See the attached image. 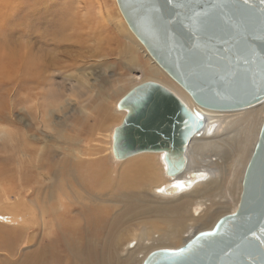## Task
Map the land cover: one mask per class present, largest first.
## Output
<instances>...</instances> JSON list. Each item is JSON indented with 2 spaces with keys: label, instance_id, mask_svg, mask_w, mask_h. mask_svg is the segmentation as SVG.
Here are the masks:
<instances>
[{
  "label": "rangeland",
  "instance_id": "374dc122",
  "mask_svg": "<svg viewBox=\"0 0 264 264\" xmlns=\"http://www.w3.org/2000/svg\"><path fill=\"white\" fill-rule=\"evenodd\" d=\"M102 11L109 31L115 29L120 34L117 29L122 16L115 0H0V227L12 228L14 234L11 250L0 248V264L31 260L36 255L35 246L49 260L47 264H141L152 250L179 247L192 231L211 228L223 214L233 211L239 200L238 196L235 206L214 211L227 197L228 180L234 173L232 157H228L221 170L223 183L209 189L207 195V204L218 202L212 210L215 213L211 211L207 217L189 212L191 222L186 220L185 210L156 211L149 206V202L162 204L178 193L163 196L158 189L159 195L150 189L141 211L126 214L121 194L101 195L92 190L90 174L100 157H106L103 167L116 180L126 161L145 154L153 157L155 153H139L121 160L113 154L114 129L124 118L118 102L132 85L119 90L113 102L109 98L107 103L112 104L116 118L103 128L98 123L103 110L98 115L93 112L86 115L77 105L47 115L57 105L55 98L69 99L77 92L81 69L90 74L87 85L96 81L110 88L114 77L132 75L140 76L139 81H158L169 89L170 81L186 93L146 54H142L141 64L134 66L126 54L115 51L110 59L117 65L99 67L108 56L105 57L104 43L98 40L112 39L108 35L105 39L107 33L101 28ZM129 36L134 35L128 32L124 40H130ZM153 66L162 75L154 74ZM262 105L224 113L242 114ZM262 118L264 114L254 116L255 123ZM208 178L207 175L202 183ZM197 183L184 194L193 192ZM66 196L72 199L68 205L63 203ZM91 196H101L98 202L108 204L110 210L105 208L108 213L102 225L90 229L88 224H82L80 204L86 205ZM38 199L59 214L67 212L69 219L82 224L79 230L64 226L46 230L41 223L34 225V214L41 211ZM16 213L21 217H15ZM206 219L210 223L205 224Z\"/></svg>",
  "mask_w": 264,
  "mask_h": 264
},
{
  "label": "water",
  "instance_id": "95a60500",
  "mask_svg": "<svg viewBox=\"0 0 264 264\" xmlns=\"http://www.w3.org/2000/svg\"><path fill=\"white\" fill-rule=\"evenodd\" d=\"M117 2L133 32L199 105L234 110L264 101V0ZM118 108L127 113L114 129L115 158L164 151L168 175L185 170L190 141L205 126L202 112L155 80L133 86ZM202 174L191 172L185 184ZM143 264H264V122L235 210L179 247L152 250Z\"/></svg>",
  "mask_w": 264,
  "mask_h": 264
},
{
  "label": "bare ground",
  "instance_id": "6f19581e",
  "mask_svg": "<svg viewBox=\"0 0 264 264\" xmlns=\"http://www.w3.org/2000/svg\"><path fill=\"white\" fill-rule=\"evenodd\" d=\"M115 2L118 6L117 0H115ZM119 12L123 20L121 18V21H119L120 27L118 29L116 27L115 28L119 31L120 34L116 33L115 29H113V31H109V26H106V23L104 21V17H106L104 12L102 11L100 14L101 28H105V31H103L104 33H107L105 34V39H107L108 35L109 38H112L113 40H98V42L102 43V45L104 43L103 50L106 53L105 57H109L104 59L103 62H100L98 66L114 68L117 63L116 61L112 63V59H110V56L113 55L115 51H118V53L121 55L123 54V56H125L126 54L128 56L127 60L130 61V63H133L134 66H136L137 64L140 65L144 54H146L147 56L151 57L156 62V64L160 66V68H162V70H164V68L157 62V60L151 54L145 43L142 42V40H140L130 28L120 8ZM128 32H130L131 34L133 33L134 36L133 38L129 36L130 40H124V36L128 35ZM140 49H142V51ZM119 61L122 62L120 58ZM164 72L168 74L167 71L164 70ZM153 73L156 75H162L160 71L154 66ZM81 76L82 80L84 81H80L78 90L75 94L72 95V98L65 100L59 99V101L58 98H55L53 101H55L57 105L54 108L49 109L47 111V115L52 116L51 113L53 111L63 112L66 107L72 108V106L77 105L81 106L82 110L86 113V115L90 114L91 112L98 115L103 110V115L99 116L100 121H98V123L101 124L99 125V127L103 128L107 122L116 118V115H113V112L111 111L112 104L110 103V106L109 103H107L110 100L109 98H111L110 101L114 100V97L118 94L119 90L121 91L127 85H132L133 87L136 84L143 82L139 81L140 76L134 77L131 75L129 77L121 75L117 78L114 77V79H112L113 85L110 88H104L100 86V84L96 81L95 83L93 82V84L91 85H87V80H90V74L86 71H83L82 69ZM170 77L178 85H180L172 76ZM82 82L85 83L82 84ZM168 83V85L175 92V94H177L182 100H184L186 104H188L191 108H196L205 115L204 128L202 129L199 135H195L191 139L188 149L186 151L187 165L185 167V170L181 172V174H179L178 176L172 177L167 174V163L165 160L164 151H141L136 154L155 153V155L153 157L148 154L140 155L139 157H135L134 159L126 161L123 165H121V172L117 175L116 180H114V177H112L108 170L103 167L106 157H100L97 160V165H93L95 167V171L90 174V178L93 181L92 190H96V193L99 192L101 193V195H112L116 193L121 194V197L124 200V205L122 209L126 214H136L139 210L141 211V209L143 208L142 204L145 203L144 200L146 199V193L150 189L152 191L155 190V193L157 195H159L158 193L160 192V195L163 196L164 194L167 195L178 193L176 194V196L167 198V201L162 204L149 202V206L156 211L185 210L187 215L185 218L188 222H191V217L188 216L189 212L191 214L200 212L203 215H207L208 217L210 212L213 210L214 205L218 203L210 201V204H207V201L209 200L207 195L211 192V190L209 189L213 190L215 186H219L223 183L224 173L221 172V170H223L224 164H226L228 157H232L234 159L232 166L234 167V173L230 174V178L228 180L229 192L227 189V197H225L224 202L218 203L219 208L214 211H218L229 206H235L237 199L236 197L238 196L240 200V196L243 191V179L245 176L246 167L252 156L255 144L259 138L262 124L264 122V118H262L256 124L254 116L258 114H264V101L261 102L263 103V105L260 109L245 111L242 114L233 113L231 115H226L224 113L225 111L243 110L247 108H252L261 103L250 107L239 108L234 110L210 109L199 105L191 96V94L187 90H185L181 85V88H183L188 95L182 92L176 85H174L170 81ZM102 95L104 96L103 98ZM94 98H99L100 101L94 103ZM53 101L52 103H50L51 106L54 104ZM120 111L121 114H123V117L127 113L126 110ZM250 147H252L253 149L251 152L249 151V154H247V151L248 149H250ZM212 157H215V159H212ZM193 171H202L203 174L201 176H197V178L195 179V183L199 182L195 185V190L189 194H184L186 192V189L195 184L193 182L194 184L192 183L190 185H186L184 181L185 179L190 178V173ZM205 175H208L209 178L208 180H205L204 183H202L204 178H206ZM158 180L159 183L156 185V182H158ZM169 185H178L180 189L179 191L175 189L167 190V188L170 187ZM157 189L159 192H156ZM101 199V196H91V198H89L88 203H85L86 205L80 204L82 213V224H88L90 229L94 225L100 226L106 221L108 211L105 208L110 210V206L108 204L104 205V203L98 202ZM108 199H111V196H109ZM71 202L72 199L66 196L63 203L68 205ZM37 203L41 211L35 212L33 218L36 219V221L34 225H38V223H41L43 228L46 230L47 228L53 230L55 229V227L60 228L61 226H64L65 229L68 228L76 230L81 227L82 224L76 219L68 218L69 214L67 212L59 214L57 209H55L54 207H52L51 209V206H46L45 203H41L39 199L37 200ZM214 213L215 212H213L212 214ZM15 217L20 218L21 216L16 213ZM204 223H210L209 219H206ZM186 226L191 227V224L187 223ZM10 229L6 227H0V248L7 247L8 250H11L10 242L11 238H14V234ZM195 231L196 230L191 232L189 238L194 233H196ZM31 237L36 238V236L34 235ZM33 243L35 246L37 242L34 241ZM33 252L36 255L33 256L32 253L33 257L31 258V260L25 261L23 263L18 262L17 264L50 263L48 259L42 256L38 247L36 249L35 246ZM132 253L134 252L132 251ZM144 260L141 264H143ZM131 261H133V259H131ZM90 264H93V262H90Z\"/></svg>",
  "mask_w": 264,
  "mask_h": 264
}]
</instances>
